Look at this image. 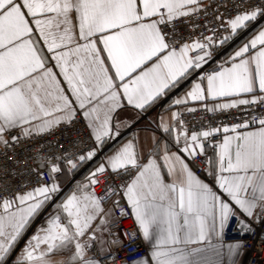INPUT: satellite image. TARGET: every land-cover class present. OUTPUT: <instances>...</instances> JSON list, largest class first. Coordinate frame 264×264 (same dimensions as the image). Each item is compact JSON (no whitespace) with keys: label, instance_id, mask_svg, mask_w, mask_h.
<instances>
[{"label":"snow or ice","instance_id":"6c2138e0","mask_svg":"<svg viewBox=\"0 0 264 264\" xmlns=\"http://www.w3.org/2000/svg\"><path fill=\"white\" fill-rule=\"evenodd\" d=\"M210 7L203 0H0V150L15 157L26 141L52 138L29 167L34 181L0 189V264H116L113 247L125 241L113 229L129 216L138 227L124 237L139 236L146 248L121 264H236L244 242L226 244V230L251 234L264 225V0H242L226 18L217 7L212 21L190 24ZM181 26L212 35L193 39ZM241 36L226 59L205 68ZM189 79L190 89L143 138L137 120L119 119L126 108L146 114ZM189 101L238 115L188 129ZM79 121L92 143L73 152L75 142L65 147L56 136ZM125 132L131 137L122 139ZM198 162H206L211 183L194 170ZM113 174L128 180L97 193L100 177ZM62 178L74 187L65 191ZM49 204L58 214L26 238Z\"/></svg>","mask_w":264,"mask_h":264},{"label":"built area","instance_id":"2783aa9c","mask_svg":"<svg viewBox=\"0 0 264 264\" xmlns=\"http://www.w3.org/2000/svg\"><path fill=\"white\" fill-rule=\"evenodd\" d=\"M242 2V0H203L204 4L211 3L212 7L208 9V15L205 17L203 14L199 19H192L190 21L191 25H205L206 22L212 21L214 10L219 7V12L222 13L225 18L234 11L233 5L236 3ZM226 5V7H225ZM184 28V35L187 36L192 34L193 39H198L200 37V33L203 32L205 36L212 35V33L204 31L202 27H193L181 26ZM218 31L222 35H226L223 29H218ZM242 37V36H241ZM240 37V38H241ZM239 39L233 40L230 44L220 47L217 52L214 54V60L205 65V68L208 70H212L216 67V64L221 61L225 53L237 43ZM190 42V41H189ZM191 55H195L197 53H190ZM190 108H194V112L184 111L183 118L186 122L188 129L200 130L201 128H207L209 125L216 126L221 122L229 123L231 122L232 115L237 113V109L233 108L230 110V113H222L217 111L213 113L211 111H206L201 103L188 105ZM158 105L155 107L157 108ZM154 110V109H153ZM146 114H140L141 117H145ZM89 130L85 126L84 121H79L74 124L73 127L64 129L62 131L57 132L56 138L59 139L60 143L65 147H69L75 142L74 146L70 147V150L75 152L78 149L87 148L91 145L92 140L88 135ZM51 137H46L43 140L36 141H26L24 146L16 147V156L13 157L11 153L5 156L0 150V189H15L20 187L21 185L27 183L28 181H34L35 177H33L29 172V167L35 161L37 154L42 150L47 152L49 150L48 141L51 140ZM217 139L222 140V130L220 134H217ZM18 160L19 163H15ZM194 170L197 171V174L204 179L205 181H210V178L207 176L204 168L206 165H201L199 162L193 166ZM101 183L95 186V191L100 193L102 188L105 185H110L115 187L117 184H124L127 182L128 177L121 175H110L108 180H104V178L100 177ZM74 181L71 180L66 184L65 191L74 187ZM53 204H49V206L41 213V215L36 219L33 229L27 233V235H31L32 232L38 227L46 216L52 215L55 216L58 214L57 211H49L50 207ZM111 206V202L109 205ZM127 208V203L125 200L121 201L120 207L115 209V216L118 218L120 214V208ZM255 230L249 233L241 234L239 231L234 232L232 227H229L226 230V235L224 236V242H234L237 240H241L244 242L243 251L245 253V261L244 264H264V225H254ZM124 230H127L129 233L136 230V225L134 224L133 217L129 216L124 219H117V226L113 229L114 232H120L122 238L124 239L123 245H116L113 247L114 252H118L119 258L116 261V264H121V261L127 260H135L138 257H141L144 252L146 245L143 242L142 238L139 236L128 239L124 237Z\"/></svg>","mask_w":264,"mask_h":264},{"label":"crops","instance_id":"0c3cea01","mask_svg":"<svg viewBox=\"0 0 264 264\" xmlns=\"http://www.w3.org/2000/svg\"><path fill=\"white\" fill-rule=\"evenodd\" d=\"M22 2V0H21ZM244 39V37L242 36L240 38V40ZM240 40L237 41V43L235 45H233L226 53L225 55L223 56V58L221 59L224 60L227 58L228 54L233 50L234 47H236V45L240 42ZM41 43H42V39H41ZM46 47V46H45ZM62 79V78H61ZM196 79H198V76L196 77ZM191 79L189 80H186L182 83V85L177 88V89H174L172 93H170V95L168 97H165L163 101H161V104L158 105L157 108H153V109H150L145 117H141L140 115H136L131 108H126L124 109L123 111L120 112V116H119V119L121 121H125L127 123H132V121L135 119L138 121L137 125H136V129L139 130V135L141 138H143L144 136V129L145 127L149 126L150 122L153 120L154 117L157 116L158 113L160 112H163L164 111V108H166L170 103H171V100L176 98V97H180L182 96L187 90L190 89L191 87ZM201 102H193V101H189L188 105H193V104H199ZM211 103V102H209ZM173 111H176V108L174 107L172 109ZM151 127H155L154 124L151 125ZM132 135V133H128V132H125V137H123L122 139L124 138H130ZM111 145L105 149V151H110L111 150ZM211 155V152L209 153ZM205 165H206V162H205ZM207 166V165H206ZM94 167V163H90L89 165L85 166V168L81 169L80 173L77 174V176L75 177V181H83L84 179V176L87 175L88 171ZM63 180V183L66 185L67 183H69L71 181V178H62ZM74 181V182H75ZM206 182H209L211 183V180L210 181H206ZM75 184V183H74ZM70 190V189H69ZM68 191V190H67ZM125 202H126V199H125ZM53 210V206L50 207L49 211H52ZM134 219V217H133ZM138 226L136 225V228ZM27 234H26V238H27ZM144 242V241H143ZM226 244L228 242H225ZM235 260H236V264H244V261H245V253L243 251V249H239L238 250V255L235 257Z\"/></svg>","mask_w":264,"mask_h":264}]
</instances>
